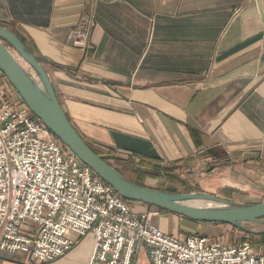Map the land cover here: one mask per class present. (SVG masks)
Masks as SVG:
<instances>
[{
    "label": "crops",
    "instance_id": "1",
    "mask_svg": "<svg viewBox=\"0 0 264 264\" xmlns=\"http://www.w3.org/2000/svg\"><path fill=\"white\" fill-rule=\"evenodd\" d=\"M81 21L85 47L67 38ZM0 25L36 56L71 124L122 174L149 166L154 176L138 182L171 190L158 187L160 167L185 166L221 197L264 193V0H0ZM136 205L178 236L227 224ZM92 243L87 231L50 261L0 250V264H88ZM131 264L151 263L135 250Z\"/></svg>",
    "mask_w": 264,
    "mask_h": 264
},
{
    "label": "built area",
    "instance_id": "2",
    "mask_svg": "<svg viewBox=\"0 0 264 264\" xmlns=\"http://www.w3.org/2000/svg\"><path fill=\"white\" fill-rule=\"evenodd\" d=\"M67 38L85 47L84 21ZM138 200L124 199L82 162L23 103L0 70V250L50 261L90 231L88 264H264V240L184 236L151 224Z\"/></svg>",
    "mask_w": 264,
    "mask_h": 264
},
{
    "label": "water",
    "instance_id": "3",
    "mask_svg": "<svg viewBox=\"0 0 264 264\" xmlns=\"http://www.w3.org/2000/svg\"><path fill=\"white\" fill-rule=\"evenodd\" d=\"M14 50L34 70V77L17 59ZM0 70L28 109L94 173L120 196L150 203L186 217L226 222L247 232H259L243 222L264 224V200L239 202L208 191H171L145 186L129 180L95 152L77 132L61 108L48 75L36 56L8 27L0 25ZM205 199L213 203L197 204L189 200Z\"/></svg>",
    "mask_w": 264,
    "mask_h": 264
},
{
    "label": "rangeland",
    "instance_id": "4",
    "mask_svg": "<svg viewBox=\"0 0 264 264\" xmlns=\"http://www.w3.org/2000/svg\"><path fill=\"white\" fill-rule=\"evenodd\" d=\"M14 55L17 57L19 62L34 76L36 73L30 67V65L22 59L14 50H12ZM189 166V165H188ZM170 171L163 173L164 175H160V181H158V187L160 188H168L174 191H208L214 194H224V189L217 188L213 185L201 184L195 180L200 174L194 170L186 169L185 166H179L176 171H173L171 168H168ZM215 175V174H214ZM213 173L207 176H214ZM147 176H154V175H147ZM214 191H211V190ZM227 189V188H226ZM246 200L250 201H262L264 200V193H260L256 196L247 197ZM160 220V219H159ZM151 224L155 225L156 227H160L162 229L166 228V223L163 220L159 221V224L156 223L155 216H151L150 219ZM248 228H264V224L261 222H243ZM174 226V225H173ZM175 228V227H173ZM210 231H197V232H204L211 234L213 236H221L228 241H236V240H251L254 244H259L264 240V236L260 234H252L247 231H242L231 224H215L211 223L210 227L208 228Z\"/></svg>",
    "mask_w": 264,
    "mask_h": 264
},
{
    "label": "trees",
    "instance_id": "5",
    "mask_svg": "<svg viewBox=\"0 0 264 264\" xmlns=\"http://www.w3.org/2000/svg\"><path fill=\"white\" fill-rule=\"evenodd\" d=\"M87 144L95 151L97 152L102 158L105 159V157L97 150H95L88 142ZM146 164V163H145ZM149 166H148V169H139V168H135V169H129L127 175H125L129 180L133 181V182H136L138 184H140L138 181H140L144 176L146 175H151V171L149 170ZM160 170L161 171H164V172H169L170 170L168 168H164V167H160ZM119 171V170H118ZM120 172V171H119ZM121 173V172H120ZM124 175V174H123ZM171 191H174V190H171ZM123 197V196H122ZM124 199H128V198H125L123 197ZM132 200V199H130ZM158 209H163V208H159L157 207ZM217 222V221H215ZM218 223H226V222H218ZM234 226V225H232ZM236 227V226H234ZM242 231H244L243 229L239 228V227H236ZM249 233H252V234H260L262 236H264V231H259V232H252V231H249Z\"/></svg>",
    "mask_w": 264,
    "mask_h": 264
},
{
    "label": "bare ground",
    "instance_id": "6",
    "mask_svg": "<svg viewBox=\"0 0 264 264\" xmlns=\"http://www.w3.org/2000/svg\"><path fill=\"white\" fill-rule=\"evenodd\" d=\"M192 203H197V204H203V203H213L212 200H205V199H195V200H189Z\"/></svg>",
    "mask_w": 264,
    "mask_h": 264
}]
</instances>
